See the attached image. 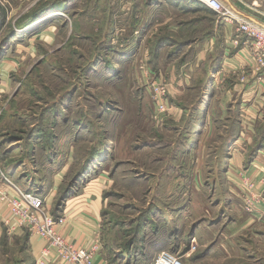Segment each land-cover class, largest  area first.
Segmentation results:
<instances>
[{
	"label": "rangeland",
	"instance_id": "374dc122",
	"mask_svg": "<svg viewBox=\"0 0 264 264\" xmlns=\"http://www.w3.org/2000/svg\"><path fill=\"white\" fill-rule=\"evenodd\" d=\"M53 1L0 0V12L5 18L0 23V64L5 65L3 72L7 74L0 76V136L22 140L25 151L30 139L39 145V155H24L22 159L14 155L11 162L25 161L36 170V175L34 171L31 174L43 197L49 196L55 174L68 165L54 194L49 210L52 215L62 217L65 202L83 191L89 180L104 169L110 182L104 194L103 243L112 263L153 264L158 255L151 253L163 248L183 257L184 264H264V248H259L250 233L239 244H222L221 233L232 218L227 209L230 206L222 201L228 198L226 202L240 204L226 185L222 144L229 133L225 135L223 125L215 122L204 151L200 155H182V134L175 133L172 121L161 123L162 114L154 108L150 74L153 65L149 63H156L152 55L158 35L167 26L152 30L143 45L140 38L131 44L133 35L128 31L120 33L116 40L115 26L126 29L127 15L146 0H78L71 14L56 19L47 16L45 20L43 15L38 19L43 24L38 21L39 25H30L31 30L20 29L35 12L49 9ZM126 2L134 9H123ZM171 2L174 1L164 0L167 6L159 13L176 30L170 33L172 42L192 40L196 51L206 39L217 35L221 46L224 36L217 17L194 1L181 0L179 9ZM147 8L142 10L147 12ZM72 21L77 31H70ZM48 26L55 33H50ZM50 35H56L53 44ZM113 47L118 53L113 54ZM194 51L183 58L185 63L197 58ZM123 53L137 56L117 63ZM105 57L110 63L104 62ZM159 69L167 88L179 82L176 74L185 70L170 74L165 64ZM184 73L192 74L189 70ZM201 82L204 85L206 79ZM164 124L168 129L162 131ZM74 130L79 132L72 160L66 155L55 159L56 155L42 154L51 152V146L53 150L60 146L55 140ZM66 145L69 148V144H62V151ZM195 167L205 178L198 191L192 188ZM21 179L25 180V173ZM164 183L177 188L164 190L160 187ZM62 199L66 200L58 208ZM164 232L166 239L162 240ZM30 256L24 239L15 235L0 239V264H29Z\"/></svg>",
	"mask_w": 264,
	"mask_h": 264
},
{
	"label": "crops",
	"instance_id": "0c3cea01",
	"mask_svg": "<svg viewBox=\"0 0 264 264\" xmlns=\"http://www.w3.org/2000/svg\"><path fill=\"white\" fill-rule=\"evenodd\" d=\"M16 1L23 3L26 0ZM173 1L171 2L174 5L173 7L179 9L181 0ZM222 1L229 7L235 6L232 0ZM77 2L78 0H54L52 2L53 5L49 9L46 8L47 10L44 12L43 15L46 17L44 20L47 19V16L48 18L56 19L71 14ZM129 2L123 5V7L125 6L123 9L131 8L133 4L131 5ZM149 2L146 0L136 11L132 6L134 10H132L131 14L127 15V30L119 28L116 25L113 32V39L115 38L117 40L120 33L122 34V32L126 33L128 31L130 35H133L131 37V44L140 38L139 40H141V44L143 45L144 39H146L148 34H151L152 30L159 31L162 27L167 26V29L158 35L160 39L157 40L154 54L152 55L156 59V63L155 65L152 64V61L149 63L153 65L150 70L153 80L158 81L161 79L159 74L163 71L159 69V66L162 64L166 65V71H169L170 74L178 69L181 72L184 69V71L189 70L192 74L188 75L184 71L181 75L177 73L178 79H174H177L179 82L168 85V105L170 112L168 115H159L160 122L164 123L165 120L172 121L175 133L182 134L184 140L181 145L182 155H200L204 151L203 145H207L208 139L213 132L214 123L220 122L223 125L224 134L229 133L222 144L224 146V170L227 176L226 185L229 188V192L234 195V198L239 200L240 204L236 206V203L233 201L228 203L225 201L228 198L222 201L226 207L230 206L227 209L232 213V218L227 221L224 226V231L221 233L222 244L223 246L226 243L228 245L239 244L250 233V238L256 241L260 246L259 248L262 249V247L264 248V208L253 209L252 213L247 212L245 208L247 194L243 195L241 188H243V182L246 181L254 185L252 198L261 200L264 197V153L261 152L264 150V88L258 85L256 75L245 69L243 56L237 54L236 50L229 45V35L234 33V27L228 24L222 25L220 33L224 37L221 46L217 44L218 36L213 35L209 39H206L203 44L196 47V51H194L192 49L194 41L192 40H189V42H172L173 35L170 33L176 30L170 26L171 23L168 25L169 19L167 20L165 16H161V13H159L162 10L160 8L167 6L164 0H149ZM145 6L149 7L147 8V12L143 11ZM151 12L152 14L157 13L153 16ZM241 17L264 26V20L259 18V16L241 12ZM109 18L113 20V14H110ZM38 21L41 23L42 20H37L32 26L39 25L40 23ZM32 26L24 30H31ZM155 27L158 28L155 29ZM48 28L50 33H55L53 29L51 30V26H48ZM70 31H77L75 21H72ZM50 36V44H53L56 35ZM164 40L167 41V44H165ZM113 42V44L116 43L115 41ZM136 47L140 49L139 45ZM115 48L117 47H113V54L118 53ZM193 51L195 53L194 55H197V58L190 63H185L186 61L183 58L188 53H193ZM146 53L147 58H151L149 48L146 50ZM136 56L137 53H131L130 56L123 53L117 58L116 62L125 63V60H132L131 58ZM106 58L103 59L104 62L110 63L111 60L107 61ZM165 58L166 63H164ZM0 68V76H6L7 74L3 72L5 65L2 67L0 64ZM244 72L246 74V80L245 82H241V77L244 75ZM204 78L206 79L205 84L203 85L202 82L200 84V80ZM1 89L2 86H0V92ZM153 105L156 112H158L155 103ZM75 126L77 125H73L74 128ZM167 129L168 126L164 124L162 131ZM74 131L67 133L65 137H59L55 140V143L59 142L61 145L65 143L70 145L69 148L67 145L65 146V151H62L61 145L57 146L54 143L56 145L54 150L52 149L54 146H51V152L47 153V151H43L42 154L56 155L55 159L61 157L60 155H66L65 158L68 157L69 160H72L73 146L78 140L77 134L79 132L77 130ZM85 134V132H81L80 135L86 137L87 134ZM3 138L4 136H0V168L9 174L23 190H31L37 194L40 193V185L32 177L34 174H37L36 170L28 166L25 161L23 164L11 162L14 159V155H19V159H22L24 155H30V158L31 155H39V145H35V140L32 141L30 139L28 142L30 147L28 146V149L25 151L22 147V140ZM67 170L68 165L66 164L55 174V181L49 188V196L43 197L42 194H38L46 202H49V210L55 201L54 194L57 193V188L60 187L62 177L66 174ZM33 171L35 173L32 175L31 173ZM106 172L103 169L99 173H96L95 178L89 180V183L84 187L83 191L74 194L65 202L62 217H65L66 222L64 225L57 227L58 231L70 243L77 247H87L95 235L99 234L103 249L97 257V264H114L110 259L111 257L109 258L107 249L103 243L102 218L104 217L103 213L106 205V197L104 194L110 182L106 177ZM24 173L25 180L21 179ZM209 173H211V170H209ZM191 175L194 182L192 183V188L196 191L200 190L201 186L205 184V178L202 177V172L199 171L198 167H195ZM170 186L172 188H168ZM176 186L171 183L160 185L164 190L168 188L169 191L175 190L177 188ZM7 216L8 210L0 206V239L10 237L3 226V219ZM160 230L158 228L159 233ZM162 234L164 236L162 240H165V232ZM15 238L25 240L28 244V250L31 253L29 264H35L41 249L44 247L41 240L24 231H17ZM162 243L159 242V245ZM162 247H164V244ZM162 249L158 248V250L153 251L151 253L152 256L155 255L156 257L163 251Z\"/></svg>",
	"mask_w": 264,
	"mask_h": 264
},
{
	"label": "built area",
	"instance_id": "2783aa9c",
	"mask_svg": "<svg viewBox=\"0 0 264 264\" xmlns=\"http://www.w3.org/2000/svg\"><path fill=\"white\" fill-rule=\"evenodd\" d=\"M190 1L212 13L222 25L234 27V33L229 35V45L243 56L245 69L255 74L258 85L264 88V26L241 17V12H246L264 20V0H232L235 4L233 7L227 6L222 0ZM245 80L244 72L241 82ZM151 89L157 110L160 114L168 115L169 93L165 83L162 79L153 80ZM261 152L264 153V150ZM241 189L243 195L247 194V212L264 208V197L261 200L252 198L253 184L244 181ZM0 206L8 210L3 226L9 236L15 235L17 231H24L36 236L44 244L35 264H97V257L103 249L100 235L96 234L87 247H77L70 243L57 229L65 224V217L56 219L49 211V202L35 192L23 190L1 168ZM153 264L184 263L183 257L162 251Z\"/></svg>",
	"mask_w": 264,
	"mask_h": 264
},
{
	"label": "trees",
	"instance_id": "16d2710c",
	"mask_svg": "<svg viewBox=\"0 0 264 264\" xmlns=\"http://www.w3.org/2000/svg\"><path fill=\"white\" fill-rule=\"evenodd\" d=\"M47 7H44V8H41L40 9V11H38V12H35L32 16H31V18H30V21L28 22V23H26L25 25H23L20 29H24V28H27V27H29L30 25H32L34 22H36L43 14H44V12H46V9ZM210 13V12H209ZM4 13H2V12H0V23H1V20H5V18H4ZM31 22V23H30ZM19 29V28H18ZM1 58H2V55H1V53H0V60H1ZM97 157V156H96ZM93 158V157H92ZM92 158L90 159V160H92ZM88 162H89V159H88ZM87 164H89V163H87ZM66 199H62L59 203H57V205H58V208L59 207H62L63 206V201H65ZM54 217L56 218V219H58L60 216H55L54 215Z\"/></svg>",
	"mask_w": 264,
	"mask_h": 264
},
{
	"label": "bare ground",
	"instance_id": "6f19581e",
	"mask_svg": "<svg viewBox=\"0 0 264 264\" xmlns=\"http://www.w3.org/2000/svg\"><path fill=\"white\" fill-rule=\"evenodd\" d=\"M60 15V14H59Z\"/></svg>",
	"mask_w": 264,
	"mask_h": 264
}]
</instances>
